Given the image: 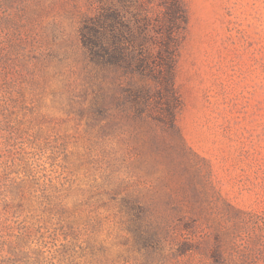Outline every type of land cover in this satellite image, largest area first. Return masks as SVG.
Wrapping results in <instances>:
<instances>
[{"label": "rangeland", "instance_id": "obj_1", "mask_svg": "<svg viewBox=\"0 0 264 264\" xmlns=\"http://www.w3.org/2000/svg\"><path fill=\"white\" fill-rule=\"evenodd\" d=\"M181 2L171 130L89 111L97 0H0V264H264V0Z\"/></svg>", "mask_w": 264, "mask_h": 264}, {"label": "trees", "instance_id": "obj_2", "mask_svg": "<svg viewBox=\"0 0 264 264\" xmlns=\"http://www.w3.org/2000/svg\"><path fill=\"white\" fill-rule=\"evenodd\" d=\"M97 1L96 12L83 17L79 26L84 54L90 64L121 73L112 83L92 89L89 111L103 117L114 108L131 119L147 114L174 130L178 97L173 72L178 36L186 23L181 0H156L161 8L156 15L148 7L154 0ZM220 248L214 245L212 255L219 256Z\"/></svg>", "mask_w": 264, "mask_h": 264}]
</instances>
